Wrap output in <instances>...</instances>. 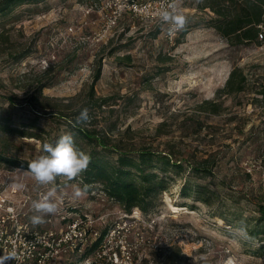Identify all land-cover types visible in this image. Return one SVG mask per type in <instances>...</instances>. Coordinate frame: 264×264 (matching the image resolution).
Returning a JSON list of instances; mask_svg holds the SVG:
<instances>
[{
	"label": "rangeland",
	"instance_id": "374dc122",
	"mask_svg": "<svg viewBox=\"0 0 264 264\" xmlns=\"http://www.w3.org/2000/svg\"><path fill=\"white\" fill-rule=\"evenodd\" d=\"M103 1H30L0 12V122L37 135L0 132V143L30 162L87 108L90 120L77 127L184 162L146 215L125 212L99 188L77 199L79 180L57 178L58 195L98 235L114 230L103 251L85 256L92 264H164L170 253L180 264H264V200L243 168L264 148V99L256 95L264 89V15L257 40L237 46L210 26L207 0H183L188 22L174 36L129 14L106 29ZM233 68L246 75L245 91L220 94ZM203 161L211 175L195 179L188 165ZM185 182L200 190L196 198L181 195ZM52 186L0 163L2 196L33 201ZM241 220L249 240L233 234Z\"/></svg>",
	"mask_w": 264,
	"mask_h": 264
},
{
	"label": "trees",
	"instance_id": "16d2710c",
	"mask_svg": "<svg viewBox=\"0 0 264 264\" xmlns=\"http://www.w3.org/2000/svg\"><path fill=\"white\" fill-rule=\"evenodd\" d=\"M30 1L42 0H1L0 12ZM201 9H208L213 13L215 17L210 18V26L226 38L230 45L238 46L257 40L259 26L263 22L264 0H207ZM98 78L99 71L95 75V79ZM246 81L247 78L242 69L233 68L224 87L218 92L220 94L242 93L245 91ZM256 95L264 99V89L257 91ZM10 106L13 104L10 103ZM0 118H3L2 115ZM1 124L0 122V132L6 136H13L16 133L28 138L37 136L30 133L28 129H16L11 125ZM74 125L72 132L71 129L69 132L74 134L77 147L90 154L92 158L87 171L76 180L88 184V192L99 188L109 200L117 202L127 213H130L133 208L139 209L145 215L153 211L158 196L168 189L167 184L170 179L168 174L171 172L179 174L183 170L184 162L175 158L170 152L163 153L154 151L152 148L134 150L128 145L130 143L122 144L119 140H110L96 131ZM0 163L12 168L29 170L28 161L19 160L9 154L8 149L1 143ZM207 163L203 161L189 164V174H193L195 179L210 176L212 166H207ZM199 191L196 185L192 186L188 182H185L180 189L184 198H189L191 194L195 197ZM262 208L260 206L258 211L260 221L264 222ZM105 234V231L100 234L86 250L84 257L100 244ZM181 258L170 253L164 256L163 260L164 264H180Z\"/></svg>",
	"mask_w": 264,
	"mask_h": 264
},
{
	"label": "built area",
	"instance_id": "2783aa9c",
	"mask_svg": "<svg viewBox=\"0 0 264 264\" xmlns=\"http://www.w3.org/2000/svg\"><path fill=\"white\" fill-rule=\"evenodd\" d=\"M165 2L166 0H104L101 7L108 13L105 27L110 29L115 26L123 14L159 26L161 21L158 13ZM259 36L263 38L262 34ZM244 164L246 174L257 177V185L264 200V148L259 155ZM31 203L30 199L14 200L0 195V255L12 250L17 253V259L8 264H92L84 255L100 236L93 229V220L87 215H77L71 203L62 198L59 212L47 216L44 225L33 227L29 220ZM113 232L114 230L106 232L93 252L97 249L103 251L101 248L104 239ZM103 254L104 252L102 255L97 253V257L101 258L105 255Z\"/></svg>",
	"mask_w": 264,
	"mask_h": 264
},
{
	"label": "clouds",
	"instance_id": "9594fccd",
	"mask_svg": "<svg viewBox=\"0 0 264 264\" xmlns=\"http://www.w3.org/2000/svg\"><path fill=\"white\" fill-rule=\"evenodd\" d=\"M182 4L183 0H166L158 13L161 26H166L169 36H174L186 27L188 18L182 11ZM89 120V110L84 108L76 117V125L87 124ZM41 151V155L28 163V172L38 186H53L41 192L38 199L31 203L33 214L29 220L33 227L44 225L47 216L55 215L60 210L59 202L62 197L58 195V188L54 186L57 178L76 180L87 171L92 159L90 154L77 147L74 134L71 132H62L55 143H43ZM72 188L73 196L79 199L87 195L89 185L80 181L73 184ZM232 231L243 240L251 239L244 220L238 221ZM16 259V251H8L0 255V264H8L9 261Z\"/></svg>",
	"mask_w": 264,
	"mask_h": 264
},
{
	"label": "bare ground",
	"instance_id": "6f19581e",
	"mask_svg": "<svg viewBox=\"0 0 264 264\" xmlns=\"http://www.w3.org/2000/svg\"><path fill=\"white\" fill-rule=\"evenodd\" d=\"M177 210V209H176Z\"/></svg>",
	"mask_w": 264,
	"mask_h": 264
}]
</instances>
